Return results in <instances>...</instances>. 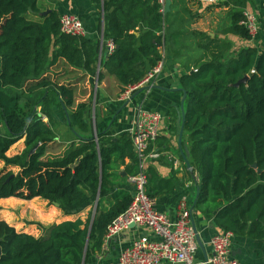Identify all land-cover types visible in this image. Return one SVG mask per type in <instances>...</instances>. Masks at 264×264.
<instances>
[{
    "label": "trees",
    "instance_id": "1",
    "mask_svg": "<svg viewBox=\"0 0 264 264\" xmlns=\"http://www.w3.org/2000/svg\"><path fill=\"white\" fill-rule=\"evenodd\" d=\"M42 1L0 0V162L5 169L20 168L17 173L0 170V199L40 197L58 203L65 215L90 208L91 212L85 220L47 227L39 224L44 231L39 238L0 220V264H83L90 254L102 250L108 226L133 199L123 186L139 172L130 135L98 132L96 139L87 119L94 93L88 103L76 105L74 87L43 77L50 64L63 57L94 76L101 60L98 80L106 70L123 94L164 59L168 44L178 57L181 41L199 35L176 29V14L162 12L158 0H94L103 8L105 21L99 60L98 41L62 33L61 15ZM47 9L50 12L44 14ZM243 19L244 13L237 16L232 31L248 39V31L239 24ZM108 42L115 46L111 54ZM209 46L205 49L210 58L198 60L193 71L187 65L180 78L187 93L183 148L192 176L200 179L197 206L222 231L264 239V52L244 47L235 57L225 59L207 50ZM245 78V83L237 85ZM32 80L35 84L26 86ZM24 87L28 96L39 90L36 102L8 92ZM56 103L72 111L84 137L64 157L44 160L56 137L52 114ZM178 132L175 128V136ZM23 138L24 150L8 156ZM126 159L131 163L126 164ZM146 174V193L151 199L176 191V181L162 179L152 165ZM104 198L112 201L105 210L99 207Z\"/></svg>",
    "mask_w": 264,
    "mask_h": 264
},
{
    "label": "crops",
    "instance_id": "2",
    "mask_svg": "<svg viewBox=\"0 0 264 264\" xmlns=\"http://www.w3.org/2000/svg\"><path fill=\"white\" fill-rule=\"evenodd\" d=\"M181 1L173 0L172 2L170 0L168 12L176 14L177 18L174 27L183 30L182 32L188 30L199 35L181 41L178 57H174L172 48L168 44L162 60L164 68L155 85L150 90L142 91L127 106H124L126 101L120 100L123 94L120 93L121 86L116 78L105 70L103 71V79L98 80V74L101 70L100 59L104 47L105 21L103 8L98 6L94 0H43L45 7L56 9L60 15L72 13L82 20L86 29V37L98 41L100 60L97 73L93 76L82 68L75 67L62 57L50 64L43 77L54 84L74 87L76 90V105L88 103L91 94L94 93V99L89 103L90 109L87 113V119L91 123V133L96 139L98 132H107L114 136L127 133L135 123L137 107L140 105L146 109L158 111L163 115L160 137L155 145V148L161 151V156L150 160L148 167L152 165L162 179L173 178L177 187L173 194H165L156 198V209L169 218L176 219L180 213V203L184 198L187 199L200 241L199 249L194 258L197 264H202L212 253L209 245L210 239L224 231L216 226L213 217H206L204 212L197 206V183L200 179L197 176L193 177L186 167L178 144L181 128L180 106L183 92L174 89L182 88L180 78L185 73L187 65L193 71L195 66L198 65V60L200 62L210 58L205 49L207 45H210L207 50L210 52L216 51L222 54L225 59L235 57L244 47L256 48L259 52H264V0H224L219 5L200 4L194 2V0ZM49 10L47 9V11ZM165 10L166 5L162 12L168 13ZM246 11L253 13L257 19V31L255 34L249 35L248 39H244L232 31L237 16ZM241 21L239 22L240 25ZM169 34H171L170 31ZM210 42L211 44H209ZM51 58L53 60V56ZM35 82L36 80L29 81L26 86L35 84ZM25 87L17 91L10 89L8 92L36 102L40 95L39 90H36L37 95L28 96ZM41 108L42 105L38 106L37 110L40 112ZM52 114L55 120L54 131L56 137L48 145L44 160L64 157L72 146L80 145L81 139L84 137L77 129L72 111H67L64 106L56 103L52 106ZM43 120L46 123L49 121L44 115ZM175 128H179L176 136L174 134ZM24 141L23 138L12 146L8 151V156L12 157L20 154L25 148ZM125 162L126 164L131 163L129 159H126ZM0 166V170L5 169L3 162H0ZM123 168L124 166L121 165L120 170H123ZM19 169L16 166H7L5 170L17 173ZM122 174H125V172ZM123 186L132 193V188L129 186L127 179ZM9 200L19 205L15 222L12 220L11 211L9 219L2 216H0V219L14 226L18 232H25L37 238L44 235V231L39 227V224L47 227L78 218L85 220L91 212L90 208L77 215H65L59 207L40 197L32 200L13 197L0 199V207ZM111 204L110 198H104L99 202V207L105 210ZM97 207L98 204L95 205L92 213H95ZM7 211L4 209V212ZM140 238L157 240V236L149 228L132 226L120 236L110 240L107 250L90 254L84 264H117L121 252ZM231 255L241 264H264V239L234 235ZM161 264L169 263L163 262Z\"/></svg>",
    "mask_w": 264,
    "mask_h": 264
},
{
    "label": "built area",
    "instance_id": "3",
    "mask_svg": "<svg viewBox=\"0 0 264 264\" xmlns=\"http://www.w3.org/2000/svg\"><path fill=\"white\" fill-rule=\"evenodd\" d=\"M164 11L167 0H158ZM224 0H194L200 4L219 5ZM241 25L245 27L249 35L257 31V19L251 12H244ZM61 32L75 37L86 36V29L82 20L75 14L66 13L60 17ZM108 53L115 50L112 42L107 43ZM164 68L161 60L156 67L137 85L131 86L123 93L121 101H127L143 87L155 85ZM136 91V92H137ZM163 115L158 111L137 107L135 123L127 131L130 135L134 150L139 160V172L127 178L132 188L133 199L125 212L115 218L108 226L105 235L102 252L107 250L108 243L113 238L120 236L132 226L149 228L157 240L140 238L124 249L117 264H197L195 254L199 249L198 231L194 225L192 212L188 207L187 199L184 198L179 205L180 213L176 219L169 218L166 214L156 209L155 200L146 193L148 163L152 159L161 156V151L155 148L160 137ZM3 128L0 122V130ZM176 161V160H174ZM234 233L222 232L214 235L209 242L211 255L202 264H241L231 255V246Z\"/></svg>",
    "mask_w": 264,
    "mask_h": 264
},
{
    "label": "water",
    "instance_id": "4",
    "mask_svg": "<svg viewBox=\"0 0 264 264\" xmlns=\"http://www.w3.org/2000/svg\"><path fill=\"white\" fill-rule=\"evenodd\" d=\"M170 7V0L166 1V12H168ZM49 11H46L44 14H47ZM247 81V78L241 80L237 85H240L242 83H245ZM150 87H143L141 89H139L137 92H135L130 99H128L125 103L124 106H127L136 96H138L142 91L148 90ZM174 90H178V91H182L183 92V97H182V101H181V106H180V113H181V128H180V132H179V138H178V144H179V149L181 151V155L184 159L185 165L188 168V170L190 171V173H193V168L192 165L187 157V155L184 152L183 149V136H184V126H185V107H184V103L187 97V93L183 88H178V89H174ZM37 147L35 149H33L30 153L29 156H31L35 151H36ZM254 167H257L256 165ZM55 206L59 207L58 203H54ZM198 243L200 244L199 241V237H198ZM1 255H2V250L0 248V259H1ZM84 264V263H83Z\"/></svg>",
    "mask_w": 264,
    "mask_h": 264
},
{
    "label": "rangeland",
    "instance_id": "5",
    "mask_svg": "<svg viewBox=\"0 0 264 264\" xmlns=\"http://www.w3.org/2000/svg\"><path fill=\"white\" fill-rule=\"evenodd\" d=\"M7 171H9V170H7ZM18 206L19 205L16 202H13L12 200H9V201L5 202V204L0 207V216H2V217H8V219H9L10 218L9 215H10V211H11V214L13 216V219L12 220H14V222H15L16 216L18 215L17 214V208H18ZM4 209L5 210H8V211L7 212H4ZM10 223H11V221H10Z\"/></svg>",
    "mask_w": 264,
    "mask_h": 264
}]
</instances>
